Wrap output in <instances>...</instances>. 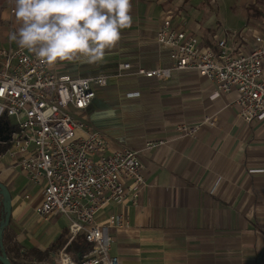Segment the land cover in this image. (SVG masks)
I'll use <instances>...</instances> for the list:
<instances>
[{"label":"crops","instance_id":"0c3cea01","mask_svg":"<svg viewBox=\"0 0 264 264\" xmlns=\"http://www.w3.org/2000/svg\"><path fill=\"white\" fill-rule=\"evenodd\" d=\"M132 4L134 22L122 30L120 42L106 52L103 63L63 61L49 66L53 73L74 78L108 76L89 107L71 111L83 130L102 133L108 153L121 148L141 151L149 140L166 141L141 152L146 187L137 203L126 197L96 213L98 223L115 214L125 219V225L108 229L109 255L120 264H264V120L243 121L234 104L236 92L212 98L214 84L194 70L175 71L162 81L134 74L137 67L171 66L168 50L155 40L169 15L175 29L194 34L212 48L214 36L243 32L241 49L248 53L253 45L249 31L264 38V0H132ZM1 7L6 8L0 12V44L5 45L9 26L17 27L14 0H5ZM220 10L239 14L238 23L226 22ZM125 63L131 69L119 71ZM118 72L122 75L116 77ZM205 117L212 126L202 124L192 136L177 131L181 125L200 124ZM76 134L84 136L82 131ZM0 183L11 196L9 223L3 231L7 244L17 242L25 250L37 251V263L60 238L66 240L63 247L67 245L68 218L35 214L41 187L29 183L4 153ZM71 243L66 250L79 258L83 236Z\"/></svg>","mask_w":264,"mask_h":264},{"label":"built area","instance_id":"2783aa9c","mask_svg":"<svg viewBox=\"0 0 264 264\" xmlns=\"http://www.w3.org/2000/svg\"><path fill=\"white\" fill-rule=\"evenodd\" d=\"M12 31L9 26L6 43L0 45V129L2 137H7L0 139V146L5 147L0 157L4 153L13 158L28 182L41 187L42 200L35 214L67 217V245L82 235L89 246L74 258L66 245L53 254L51 264H120L109 255L112 237L108 229L125 225L123 215H110L104 223L96 222L95 215L109 202L126 197L137 203L146 187L141 152H150L166 141L149 140L141 151L121 148L108 153L102 133L83 130L71 113L89 107L108 76L74 78L53 73L34 54L8 39ZM249 35L253 45L248 53L241 49L246 39L243 32L214 36L212 48L194 34L175 29L170 15L166 16L155 40L168 50L171 66L137 67L134 74L162 81L175 71L194 70L214 84L212 98L236 92L234 104L243 121H263L264 38L250 31ZM130 69L129 63L119 66V71ZM202 124L212 126L213 122L205 117L200 124L181 125L177 131L192 136ZM78 131L84 136H77Z\"/></svg>","mask_w":264,"mask_h":264},{"label":"clouds","instance_id":"9594fccd","mask_svg":"<svg viewBox=\"0 0 264 264\" xmlns=\"http://www.w3.org/2000/svg\"><path fill=\"white\" fill-rule=\"evenodd\" d=\"M132 0H14L8 39L48 66L103 63L134 22Z\"/></svg>","mask_w":264,"mask_h":264},{"label":"trees","instance_id":"16d2710c","mask_svg":"<svg viewBox=\"0 0 264 264\" xmlns=\"http://www.w3.org/2000/svg\"><path fill=\"white\" fill-rule=\"evenodd\" d=\"M5 0H0V7L4 3ZM0 22H1V15H0ZM5 147L0 146V151H4ZM3 217V211H2V206L0 205V220ZM5 230V229H4ZM6 234L3 233V245H4V250L7 254L8 259L10 260L11 264H50L51 260L53 258V254L58 252L63 248V245L65 244L66 240L60 238L57 242H55L52 246L51 249L47 254H45L44 258L42 259L41 262L37 263L36 259L38 258L39 253L35 250H25L22 247L18 245L17 242L7 244V239H6ZM73 245L71 242L69 243ZM68 244V245H69ZM80 253L83 254L89 249V246L85 243L83 245H80ZM67 249V247H66Z\"/></svg>","mask_w":264,"mask_h":264},{"label":"water","instance_id":"95a60500","mask_svg":"<svg viewBox=\"0 0 264 264\" xmlns=\"http://www.w3.org/2000/svg\"><path fill=\"white\" fill-rule=\"evenodd\" d=\"M6 140L5 138H0ZM0 205L2 206L3 217L0 220V264H11L3 246V231L8 226L11 213V196L9 191L0 183Z\"/></svg>","mask_w":264,"mask_h":264},{"label":"rangeland","instance_id":"374dc122","mask_svg":"<svg viewBox=\"0 0 264 264\" xmlns=\"http://www.w3.org/2000/svg\"><path fill=\"white\" fill-rule=\"evenodd\" d=\"M6 7V6H5ZM7 8V7H6ZM6 8H2L0 7V12H2L3 10H6ZM220 15H221V18L224 19L226 22L227 20L232 23V24H237L238 21H239V14L235 13V12H230V11H224L222 12L220 10ZM228 13V14H227ZM1 45V44H0ZM11 124H13V119H10L9 120Z\"/></svg>","mask_w":264,"mask_h":264},{"label":"flooded vegetation","instance_id":"af4514ba","mask_svg":"<svg viewBox=\"0 0 264 264\" xmlns=\"http://www.w3.org/2000/svg\"><path fill=\"white\" fill-rule=\"evenodd\" d=\"M3 136V132L1 131V129H0V137H2Z\"/></svg>","mask_w":264,"mask_h":264}]
</instances>
